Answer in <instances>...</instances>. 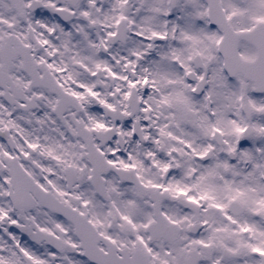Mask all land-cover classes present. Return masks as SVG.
Returning <instances> with one entry per match:
<instances>
[{"label": "snow or ice", "instance_id": "6c2138e0", "mask_svg": "<svg viewBox=\"0 0 264 264\" xmlns=\"http://www.w3.org/2000/svg\"><path fill=\"white\" fill-rule=\"evenodd\" d=\"M0 264H264V0H0Z\"/></svg>", "mask_w": 264, "mask_h": 264}]
</instances>
